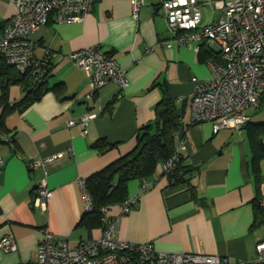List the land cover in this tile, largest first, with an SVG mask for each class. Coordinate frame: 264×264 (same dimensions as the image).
Here are the masks:
<instances>
[{
	"label": "crops",
	"instance_id": "1",
	"mask_svg": "<svg viewBox=\"0 0 264 264\" xmlns=\"http://www.w3.org/2000/svg\"><path fill=\"white\" fill-rule=\"evenodd\" d=\"M161 1L143 0L134 17L131 0H94L83 21L50 20L31 33L37 57H43L45 47L56 52L47 79L52 88L3 116L0 238L12 233L16 248H0V264L34 262L43 227L70 246L102 234L103 225L84 218L79 180L134 146L138 128L155 117L164 94L183 108L180 120L187 147L181 163L186 171L174 182L152 173L144 191L141 179H131L127 198L134 199L132 206L124 212L123 201L106 206V214L117 219L116 236L151 242L161 251L225 254L228 264L256 258V243L264 240V133L259 124L264 119L252 114L263 105L247 108L250 119L240 128L215 131L211 121L192 120L193 87L210 79V63L219 52L205 39L180 40L184 30L169 28ZM13 11L10 1L0 0V30ZM219 14L214 7L206 16L202 13V20ZM85 45L102 46L125 69L129 83L121 95L117 96L118 84L109 82L86 96L85 72L68 56ZM23 94L19 85L10 86L11 102ZM1 109L0 105V113ZM86 112L95 115L85 126L68 123ZM98 139L112 145H94ZM53 154L57 156L45 168L31 167L32 160ZM44 176L50 197L41 209L33 198ZM257 200L262 209L256 216Z\"/></svg>",
	"mask_w": 264,
	"mask_h": 264
},
{
	"label": "built area",
	"instance_id": "2",
	"mask_svg": "<svg viewBox=\"0 0 264 264\" xmlns=\"http://www.w3.org/2000/svg\"><path fill=\"white\" fill-rule=\"evenodd\" d=\"M14 11L0 30V55L20 72L40 65L56 55L45 47L43 57L35 55L37 42L31 33L48 21H83L94 0H8ZM143 0H131L132 15L137 17ZM201 4H213L220 14L207 22L202 20ZM167 24L172 30H184L180 40L205 39L218 49V59L211 62V77L196 83L191 98V116L194 122L211 121L215 131L223 127L240 128L250 119L249 107L264 105V0H162ZM198 48V46H195ZM68 56L85 72L88 79L87 97L101 86L115 82L121 90L128 83L125 69L100 45H85ZM196 80L195 77L192 78ZM95 115L86 112L68 123L86 125ZM177 142L171 155L157 163L153 175L164 174L174 182L175 167L181 152L187 147V131H175ZM10 139L6 133L1 134ZM57 156L53 154L32 160L31 167H42ZM86 210L92 200L84 179L79 180ZM150 182L143 178L140 190L148 189ZM50 197L46 176L34 190L33 204L45 209ZM134 199H125L122 211L128 210ZM103 230L97 238L81 240L74 246L55 236L47 227L41 228L34 262L17 264H228V256L218 253L189 251H161L151 242L134 243L116 236L117 219L102 208ZM254 260L242 264H264V240L256 243ZM0 248H16L12 233L0 238Z\"/></svg>",
	"mask_w": 264,
	"mask_h": 264
},
{
	"label": "trees",
	"instance_id": "3",
	"mask_svg": "<svg viewBox=\"0 0 264 264\" xmlns=\"http://www.w3.org/2000/svg\"><path fill=\"white\" fill-rule=\"evenodd\" d=\"M51 68V60L48 59L38 66L20 72L0 55V105L2 108L0 127L3 129L1 132H6L3 128V116L7 112L16 107L21 108L29 105L46 90L52 88L47 86ZM13 84L19 85L24 94L20 99L11 102L9 89ZM182 113L183 108L177 106L170 96L164 94L156 104L155 117L138 128L134 146L84 179L92 200V208L84 212V218L88 217L86 220L88 223L91 220H97L103 225L102 208L127 199L128 182L134 178L141 180L147 178L153 173L158 162L171 155L175 146V131L182 125L180 120ZM259 124L263 125L261 131L264 133V122ZM255 142L259 143L258 137H255ZM94 145L105 146L107 149L112 144L98 139ZM258 145L260 146V144ZM185 171L186 168L182 165L180 158L175 167V179H180ZM254 207L257 216V213L262 209L258 200L254 202Z\"/></svg>",
	"mask_w": 264,
	"mask_h": 264
},
{
	"label": "rangeland",
	"instance_id": "4",
	"mask_svg": "<svg viewBox=\"0 0 264 264\" xmlns=\"http://www.w3.org/2000/svg\"><path fill=\"white\" fill-rule=\"evenodd\" d=\"M215 6L213 4H201L200 5V9L202 10L203 15H207L210 11L212 12V9ZM1 20V18H0ZM254 115V119H264V105L261 106L258 110H256L254 112V114H252V116Z\"/></svg>",
	"mask_w": 264,
	"mask_h": 264
}]
</instances>
